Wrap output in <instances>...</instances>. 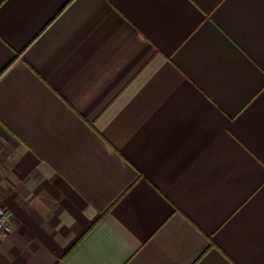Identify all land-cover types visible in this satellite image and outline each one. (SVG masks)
I'll return each mask as SVG.
<instances>
[{"label":"crops","instance_id":"1","mask_svg":"<svg viewBox=\"0 0 264 264\" xmlns=\"http://www.w3.org/2000/svg\"><path fill=\"white\" fill-rule=\"evenodd\" d=\"M0 264H264V0H0Z\"/></svg>","mask_w":264,"mask_h":264},{"label":"built area","instance_id":"2","mask_svg":"<svg viewBox=\"0 0 264 264\" xmlns=\"http://www.w3.org/2000/svg\"><path fill=\"white\" fill-rule=\"evenodd\" d=\"M11 213L6 210L0 200V238H6L11 231Z\"/></svg>","mask_w":264,"mask_h":264}]
</instances>
